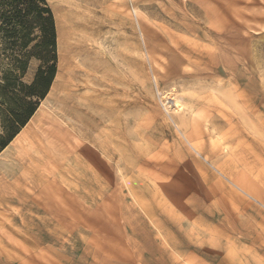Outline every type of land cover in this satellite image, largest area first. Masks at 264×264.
<instances>
[{
    "label": "rangeland",
    "instance_id": "374dc122",
    "mask_svg": "<svg viewBox=\"0 0 264 264\" xmlns=\"http://www.w3.org/2000/svg\"><path fill=\"white\" fill-rule=\"evenodd\" d=\"M46 3L57 74L0 152V264H264V0Z\"/></svg>",
    "mask_w": 264,
    "mask_h": 264
},
{
    "label": "trees",
    "instance_id": "16d2710c",
    "mask_svg": "<svg viewBox=\"0 0 264 264\" xmlns=\"http://www.w3.org/2000/svg\"><path fill=\"white\" fill-rule=\"evenodd\" d=\"M2 35L14 49L13 65L0 86L5 105L4 136L0 152L20 134L48 95L57 74V33L52 10L46 0H0ZM41 62L34 81L23 82L29 62Z\"/></svg>",
    "mask_w": 264,
    "mask_h": 264
},
{
    "label": "bare ground",
    "instance_id": "6f19581e",
    "mask_svg": "<svg viewBox=\"0 0 264 264\" xmlns=\"http://www.w3.org/2000/svg\"><path fill=\"white\" fill-rule=\"evenodd\" d=\"M34 116H35V115H34ZM34 116H33V118H34ZM33 118H32V119H33ZM32 119H31V120H32ZM30 122H31V121H30ZM30 122H29V123H30ZM29 123H28V124H29ZM26 127H27V126H26ZM24 129H25V128H24ZM24 129H23V130H24ZM19 135H20V134H19ZM19 135H18V136H19ZM18 136H17L13 141H15V140L18 138Z\"/></svg>",
    "mask_w": 264,
    "mask_h": 264
}]
</instances>
